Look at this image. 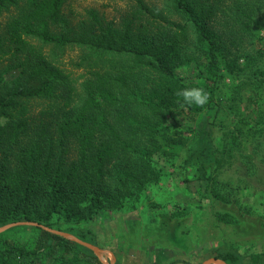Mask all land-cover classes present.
<instances>
[{"label": "trees", "instance_id": "16d2710c", "mask_svg": "<svg viewBox=\"0 0 264 264\" xmlns=\"http://www.w3.org/2000/svg\"><path fill=\"white\" fill-rule=\"evenodd\" d=\"M67 1L0 0V15L9 14L0 25V227L33 222L103 248L88 231L62 225L137 202L158 182L154 160L178 146L175 112L207 119L222 96L234 99L245 64L257 60L240 53L234 39L258 38L252 29L261 25L262 1L169 0L176 21L130 0L134 11L121 27L89 11L79 30L63 14ZM226 12L231 30L216 34L209 23ZM74 48L81 51L74 67L86 72L79 91L58 60ZM192 66L197 79L186 81L178 71ZM228 77L230 93L221 88ZM260 86H253L256 97ZM192 87L209 93L204 107L184 105L176 95ZM35 101L42 105L38 120L31 117ZM203 122L189 130L201 135ZM205 146L192 142L185 162L195 161L204 193L227 203L218 187L221 163ZM23 228L36 236L16 241L0 234V264H103L73 241L41 227ZM216 257L240 262L231 251Z\"/></svg>", "mask_w": 264, "mask_h": 264}, {"label": "rangeland", "instance_id": "374dc122", "mask_svg": "<svg viewBox=\"0 0 264 264\" xmlns=\"http://www.w3.org/2000/svg\"><path fill=\"white\" fill-rule=\"evenodd\" d=\"M143 1L162 17L178 21L176 15L168 12L169 0ZM261 1L256 17L261 25L252 29L258 38L234 39L240 45V53L257 59L245 64L234 99L222 96L217 112L207 119L186 111L175 112L177 134L181 137L178 146L154 160L159 170L158 182L152 183L137 202L92 221L62 225L77 232L88 231L103 247L99 248L107 251L103 254L105 264L112 261L113 250L117 255L112 253L115 264H132V259L143 264H202L227 251L239 257V264H264V0ZM133 4L130 0H68L63 14L74 30L85 23L89 11L121 27L125 20L131 19ZM228 4L229 0H225V6ZM8 15H0L1 26ZM226 15L228 12L209 23L216 34L229 27L231 30V23L225 25L229 19ZM50 51L51 48L45 49L46 53ZM80 55L77 48L66 49L58 58L78 91L86 74L85 70L74 67ZM178 73L186 81L197 79L193 66L181 68ZM232 80L226 78L222 90L227 88L230 93ZM255 84H261L258 97ZM40 103H33L34 120L40 117ZM204 120L206 129L201 135H194L189 129L202 125ZM194 141L200 147L206 145V152L220 161L217 177L222 185L218 187L229 202L223 203L210 192L204 193V182L195 176V161L186 164L187 148ZM225 214L232 216L233 221H220L219 216ZM23 227L30 226H14L3 232V236L16 241L36 236Z\"/></svg>", "mask_w": 264, "mask_h": 264}, {"label": "water", "instance_id": "95a60500", "mask_svg": "<svg viewBox=\"0 0 264 264\" xmlns=\"http://www.w3.org/2000/svg\"><path fill=\"white\" fill-rule=\"evenodd\" d=\"M14 226H35V227H41L42 229L52 233V234H55V235H58L60 237H63L67 240H70V241H73L87 249H89L90 251L93 252V254L99 259V261L103 264H105L104 262V258H103V254L107 251H104L102 249H100L99 247L93 245V244H90L88 242H85L83 240H81L80 238L72 235V234H69V233H66V232H62V231H58V230H54V229H51V228H48V227H44L42 225H39L37 223H33V222H14V223H10V224H7L3 227H0V234L5 232L6 230L14 227ZM111 256H112V261H110L109 263H106V264H115V257L112 253H110ZM202 264H230L229 262H227L226 260L222 259V258H219V257H211L207 260H205Z\"/></svg>", "mask_w": 264, "mask_h": 264}, {"label": "clouds", "instance_id": "9594fccd", "mask_svg": "<svg viewBox=\"0 0 264 264\" xmlns=\"http://www.w3.org/2000/svg\"><path fill=\"white\" fill-rule=\"evenodd\" d=\"M176 95L182 98L184 105H195L201 108L204 107L210 99L209 93L199 87L179 90L176 92Z\"/></svg>", "mask_w": 264, "mask_h": 264}]
</instances>
